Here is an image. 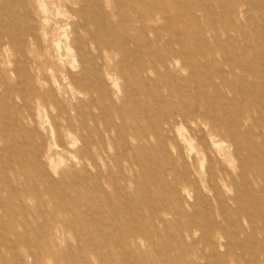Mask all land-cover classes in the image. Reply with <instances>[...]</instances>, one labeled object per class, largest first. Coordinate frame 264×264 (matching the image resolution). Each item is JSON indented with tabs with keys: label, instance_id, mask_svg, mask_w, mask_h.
<instances>
[{
	"label": "rangeland",
	"instance_id": "obj_1",
	"mask_svg": "<svg viewBox=\"0 0 264 264\" xmlns=\"http://www.w3.org/2000/svg\"><path fill=\"white\" fill-rule=\"evenodd\" d=\"M0 264H264V0H0Z\"/></svg>",
	"mask_w": 264,
	"mask_h": 264
}]
</instances>
